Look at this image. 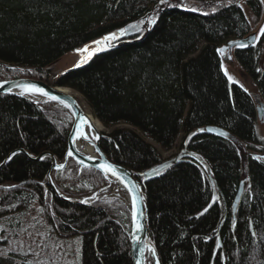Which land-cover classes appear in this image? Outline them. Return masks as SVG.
<instances>
[{
	"label": "trees",
	"instance_id": "trees-1",
	"mask_svg": "<svg viewBox=\"0 0 264 264\" xmlns=\"http://www.w3.org/2000/svg\"><path fill=\"white\" fill-rule=\"evenodd\" d=\"M246 4L259 18L261 1ZM121 29L127 34L120 36ZM250 30L236 0H168L166 5L160 0H0V62L20 76L74 89L108 129L100 148L137 174L159 264H264V161L253 157L264 153V138L254 130L252 96L228 81L218 54L221 45ZM111 33L118 38L106 48L52 74L62 55ZM260 44L237 48L234 56L264 103V69L258 71L256 62ZM70 123L56 102L0 93V162L17 148L33 156L47 150L62 159ZM208 125L228 135L208 134ZM180 133L187 140L179 148L204 160V170L181 159L144 177ZM50 163L49 157L33 160L17 153L0 168V221L10 226L26 215L33 207L29 198L44 215L51 199L57 227L79 236L80 264H132L123 204L117 199L69 204L47 194L38 182ZM86 173L104 180L94 169L79 171L71 159L60 174L78 186L88 182ZM241 180L245 185L233 212ZM25 254L0 253V264H32ZM146 263L154 264L149 250Z\"/></svg>",
	"mask_w": 264,
	"mask_h": 264
},
{
	"label": "bare ground",
	"instance_id": "bare-ground-1",
	"mask_svg": "<svg viewBox=\"0 0 264 264\" xmlns=\"http://www.w3.org/2000/svg\"><path fill=\"white\" fill-rule=\"evenodd\" d=\"M221 1H223V0H221ZM250 34H253V33H248L246 36H248ZM253 35H254V40H253V43H252L251 46H253L255 44V34H253ZM243 37H245V36H243ZM243 37L232 38L230 40H239V39H241ZM225 44H223V45H225ZM223 45H221V46H223ZM251 46H248V47H251ZM237 48H244V47H235L233 49V51H235ZM218 54H219V56H222L224 54H227V52L225 51L224 54H221V53L218 52ZM227 56H228V54H227ZM234 58H235V56H234ZM256 62H257V67H258L259 71L263 70L264 68L261 66L262 64H260V60L257 59ZM81 63H84V62H81ZM237 63L239 64L238 61H237ZM261 63H264V61L261 60ZM3 65L4 64H2L0 62V66H3ZM239 65L242 68V70L245 72L244 67L241 64H239ZM219 66L221 68V71L224 74L225 69L222 66L221 60L219 62ZM6 68H10V67L7 66ZM28 78H31V77H28ZM33 79H36V78H33ZM2 80L3 79H0V81H2ZM38 80L43 81L41 79H38ZM45 83H47V82H45ZM231 83H233V82H231ZM53 85H57V84H53ZM21 86H17L14 89V91L20 93ZM242 88H244V87H242ZM59 89L62 92H64V93L71 94L72 96L76 97L77 99L80 97V94L77 91H75L74 89H72V88L71 89L59 88ZM244 89L247 90L246 88H244ZM2 94H5V93H2ZM250 95L252 96V100H253V102L255 104L256 120L263 121L264 120V103L262 102L261 97L258 95V93H257L256 96L253 95V94H250ZM49 101H51V100H49ZM80 101H81V103L83 102L81 97H80ZM53 102H55V101H53ZM84 105L85 104L83 103V107H84L83 110L87 113L86 123L87 124L90 123L92 125V127L89 128L88 126H86L85 129L83 130V132H84L83 136H79L76 133L74 135V137H73V146L79 153H81L83 155L85 154L86 156H91L96 151L95 137L98 134H102L104 136V134H106L107 132H104L102 130L105 126L97 118H95L93 116L91 111L87 108L88 106L86 107ZM260 110L262 112V117H258V114H259ZM256 120H255V122H256ZM71 123H72V118H71ZM71 123H70V126H71ZM70 126H69V129H70ZM122 126H127V127L131 128L128 124H123ZM208 126H210L212 128H217V129H219V130H221L223 132H226L227 135H228V131L225 130L224 128H222V127L214 126V125H208ZM206 128H207V126L205 127V132L206 133L215 134V133L208 132L206 130ZM69 129H68V131H69ZM254 130L256 132V136L258 137V139H262L261 137L258 136L256 128ZM67 134H68V132H67ZM215 135L222 137L221 135H218V134H215ZM226 136H224V137H226ZM85 137H87V138H85ZM145 138H147V137H145ZM66 139H67V137H66ZM186 140L187 139H185V135L183 133H180L178 135V137L176 138L174 144H177L178 141H179V145H180L183 141L186 142ZM150 143L153 144L155 147H157L159 149V146H158V144L156 142H154L153 140H150ZM177 148H178V151H179L177 153L178 154L180 152L182 153L180 158L179 159H175L171 164H169L166 167H164V169H167L169 166H171L174 163H177L181 159H183V160H186L187 162L188 161L195 162L193 164H197L198 163L197 166L201 168L200 171L202 172L204 170V167H205V161L204 160L199 158L194 152L188 151L185 146L183 148H179V146H178ZM19 149L25 150V152H27L32 157H36V156L40 155L41 153L47 151V150L42 151L38 155H34L33 156L29 151H27L24 148L13 149L10 152H8L6 154V156L3 158V160L0 162V164H1L3 161H5L3 165H0V168L3 167L5 164H7L8 161L14 156V155L10 154L12 151H16L15 152L16 154L17 153L24 154L23 152L18 151ZM47 152L51 153L55 158H57L52 152H50V151H47ZM160 152H162V151H160ZM65 154H66V151L64 153L63 158L59 159L58 162H62L64 160ZM254 154H256V153H253V155ZM189 156H191V157L189 158ZM42 157H49L50 160H51V157L49 155H43ZM174 157H175L174 155H171V156L167 157L166 159H162L161 158V161L159 163L155 164L154 166H156V165H158L160 163H163V162H165L167 160H170L171 158L174 159ZM263 157H264V153H259L258 156L255 157V158L264 161ZM69 159H71V158H69ZM38 160H40V159H38ZM183 160H181V161H183ZM194 160H196L197 162L194 161ZM111 161H113V160H111ZM113 162H115V161H113ZM67 163H68V161H67ZM67 163H66V165H67ZM119 164H121V163H119ZM76 165H78V164H76ZM50 166H51V163H50ZM154 166H152V167H154ZM78 167L80 168L81 171H83V169L91 168V167H80L79 165H78ZM152 167H150V168H152ZM49 169H50V167H49ZM49 169H47L46 173L44 174V177L41 178V180L38 183L45 188V191H47V194H49V195L53 194L57 199H59L61 201H64L66 203H69V204H88V203H94V202H97V201H100V202L103 201L104 203H106V201L111 200L108 197H106L105 194H103L101 191H99V189L91 182V179H90V177L87 174H85V177L87 178L88 182L86 183L84 181H82V182L80 181V183L77 186V185H74V183L72 181L68 180L67 175L60 174L61 171H63L65 168L62 169V170H52V171H49ZM92 169H94V168H92ZM149 169H147V170H149ZM164 169H162L159 172H162ZM94 170H96V169H94ZM85 171L87 172V170H85ZM146 171L143 172V176L144 177H146V175L144 174ZM57 172H59V173H57ZM159 172H157V173H159ZM133 173L135 174V177L137 179V174L135 172H133ZM157 173H155V174H157ZM103 177L110 184L115 186V188L118 189L119 192L122 191V190L124 191V194L123 195L122 194L118 195L117 198H118V200H119V198H121L123 200V202H124V204L123 203L122 204H123L125 210H127V212L129 213L130 228H131V210H132V208H131V195L128 192V189L117 178H113L110 175H108L107 177H105V176H103ZM204 177L207 178V176H204ZM209 179H211V181H212V177L210 175H209ZM49 180L52 182V184L55 187V189L53 187H51L52 185H50ZM243 183H244V180H241V184L239 185L238 191H239V189H240V187L242 186ZM243 188L244 187L242 186L241 194L243 192ZM53 189L55 190V192L53 191ZM56 191L60 195H62L65 198H67V200H63L62 198L57 196V192ZM82 192H85V193H82ZM142 192H143V188H142ZM93 194H96V196H98L99 198L98 199H94ZM110 196H114V195L111 194ZM31 199L32 198H29L27 203H29L31 206H33L35 208L36 207L37 208H41L38 203H37L38 205L35 204V201L31 200ZM144 200H145V198H144ZM239 200H240V198H239ZM239 200H238V202H239ZM52 201L53 200H51V199H49V200L47 199V201H45V203H46V205H45L46 206V212L43 215L44 221L42 222V225H39V224L38 225H34V224H36V223H34V221H32L31 219L26 221L24 216L19 218L18 220L12 221V224H13L12 228L15 229V232H17V231H19V232L16 235H14V237H12V239H11L14 242V247H7L8 245H6V247H5L6 249L3 250L4 254H12L13 255L14 252H20L19 250L16 249L18 246H23L25 248V251H26L25 255L29 257V259L31 260V263H33V264H48V263H45L44 261H42V259L45 256H48V257L50 256L52 258L55 257L54 258L55 259L54 260V264H64V263L68 262V260L70 259L71 255H73V261H75V262L74 263H69L68 262L67 264H80V248L81 247L78 246L80 244V243H78L79 236L76 235V236H71L70 237L69 236L70 234L64 233L62 230H60L57 227L56 222H54L53 219H52L54 217V214H53L54 210L52 209V204H50V203H52ZM83 201H87V202L85 203ZM119 201L121 202V200H119ZM146 210H147V206H146ZM147 218H148V211H147ZM4 223H7V222H4ZM26 229H29V230L32 229V231H34V230H43V233L45 234L44 238L47 240V244L44 242V240H41V243L37 242V243H35L33 245L32 244L29 245V244H25V243L21 242V240L17 236H18V234H20L22 232H25ZM148 235H149V238L151 240L149 231H148ZM75 239L78 240V241H76ZM129 239H130V231H129ZM151 242H152V240H151ZM219 242H220V238L218 237L217 238V248H218V246L220 247V245H221V242H220V244H219ZM7 244H9V242H7ZM152 244H153V242H152ZM76 245H77V247H76ZM153 246H154V244H153ZM147 251H148V248L146 249V252ZM130 255H131V253H130ZM153 258H154V264H156L157 256L155 255V257H153ZM28 263L30 264L29 261H28ZM51 264H53V263H51ZM145 264H147L146 263V254H145Z\"/></svg>",
	"mask_w": 264,
	"mask_h": 264
},
{
	"label": "water",
	"instance_id": "water-1",
	"mask_svg": "<svg viewBox=\"0 0 264 264\" xmlns=\"http://www.w3.org/2000/svg\"><path fill=\"white\" fill-rule=\"evenodd\" d=\"M253 40H254V35L250 34V35L245 36L239 40H229L226 42L225 45L221 46L219 49H221V48L226 49L228 56H231L230 54H232L233 49L235 47H239V45H247V47L251 46L253 43ZM81 62H83V61H81ZM0 83L3 84V87H0V93L12 94V95H17V96H21L20 93L14 91V89L17 86H21V85L29 84V83L35 84L38 87L43 88L49 95L48 96H41L39 94H34V95H25V96H21V97H24L28 100H31V101L37 103V102L49 101V100H51L50 99L51 96H57L59 98L58 100H51V101H55L57 103L64 105L67 108V110L69 111V114L72 118V123H71L70 129H69L68 134H67V139H66V154H65V158L62 162H58V159L55 158L51 153H49L47 151L41 153L40 155H38L36 157H32L27 152H25V150H23V149H19L18 151L23 152L25 154V156H27L33 160L34 159L38 160L43 155H49L51 157V166H50L49 171L64 169L68 159L71 158L80 167H91V168H94L97 171H99L105 177L110 175L113 178H117L116 176H113L111 173H108L106 175L104 173V171L101 169V165H104L106 163L111 164L116 168L117 175H121L123 177L122 183L125 186L126 185L130 186L133 184H135L137 186L139 191L137 193V200H136L135 209H133L132 198H131L132 210H131V228H130V253H131L132 264H136L137 260H140V261H142V264H145V254H146V249L148 247H145V254L143 256H141L139 254L138 250H139V248L144 247L146 245L150 246L152 248H154V246H153V244L149 238V235H148V218H147L146 204H145V200H144L143 192H142V185H141L140 181H138L136 179L135 174L133 173V171L130 168H128L122 164H119L117 162H113L106 157V155L100 149V139L103 137L102 134H98L96 136V137H99L98 139L95 137L96 151L93 155H91V156H86L85 154L83 155V154L79 153L74 148L73 137L77 133L78 126H79V128H81L83 130L87 126V123H86L87 113L83 110V107L81 106V104L77 101V99L74 96H72L71 94H68V93H64L59 89V88L71 89V88H69L67 86H62L59 84L53 85V84L45 83V82L40 81L38 79H33V78H28V77H18V78H12V79H5V80L0 81ZM35 98H39V101H37ZM258 117H262L261 110L258 114ZM206 130L208 132L215 133V134H218L221 136L227 135L226 132H223L217 128H212L210 126H207ZM69 151L72 152V156H68ZM15 152L16 151H12L10 154L13 155V153H15ZM181 154L182 153L180 152L179 154H177L174 157V159L171 158L170 160H167L163 163H160V164L150 168L144 174L146 176L154 175L155 173L164 169V167H166L167 165L171 164L175 159H179ZM253 156L257 157L258 154H254ZM4 162L5 161H3L0 165H3ZM61 165H63V167H60ZM49 182H50V185H52L51 187H53L55 189L52 182L50 180H49ZM54 189H53V191L55 192ZM241 190H242V186L240 187V189L237 193V196L235 198L233 212H235V210H236L238 200L241 196ZM57 196H59L63 200H67V198L60 195L58 192H57ZM133 211H136L139 214L137 220H138V223H140L142 225V229H143L138 234L135 232L134 225L132 222V212ZM137 235L139 236V242H136V236ZM219 244H220V242H219Z\"/></svg>",
	"mask_w": 264,
	"mask_h": 264
},
{
	"label": "rangeland",
	"instance_id": "rangeland-1",
	"mask_svg": "<svg viewBox=\"0 0 264 264\" xmlns=\"http://www.w3.org/2000/svg\"><path fill=\"white\" fill-rule=\"evenodd\" d=\"M223 1L228 2V0H223ZM236 1L240 5V7L243 9L247 19L250 22V25H251L250 33L255 34V44L254 45H258L259 43H261L260 44L261 50H260V54H259V60H260V64H262L261 66L264 68V63H261V60L264 61V35H259L261 32V28L264 27V0H261L262 11H261V15L259 18H256L252 15L251 10L249 9V7L246 4V0H236ZM145 23H147V20L145 21ZM139 25L141 26L142 23H140ZM109 35H107V36H109ZM107 36H105V37H107ZM105 37H102V38L93 40L91 42H88L85 45L78 47V48H76L72 51H69V52L65 53L64 55H62L57 61H55L52 64V74H59L60 72H62L64 70H67L69 68L76 66L77 64H80L81 61L85 62L89 57V52H85V51L77 52L78 49L83 50L85 48H88L89 51L95 52V51L102 50V49L106 48L104 46V44L97 45L94 43L95 41H103V39ZM108 43L109 42H107V44ZM230 55H231V59H227V57H228L227 54L220 56V60H221V63L223 64V68L225 70H227L228 74L234 78V81L238 82L237 84H239L240 86L242 85L244 88L247 89V91L250 94H253L256 96L257 95V88L254 85V83L251 81L250 77L242 70L240 65L237 63L236 59L234 58V51ZM18 77H21V76L18 75L17 72L12 70L11 68H6V66H0V79L5 80V79L18 78ZM22 77H25V76H22ZM80 97L82 98L81 95H80ZM80 97L78 99L76 97L75 98L81 104L82 107H83V103L85 104L84 106L87 107L83 98H82L83 102L81 103ZM35 99L37 101H39V98H35ZM46 102H48V101H46ZM38 103L43 104L44 102H38ZM57 104L59 106H61L62 108H64L67 112V115L70 116L68 110L66 109V107L64 105H62L60 103H57ZM83 109H84V107H83ZM59 118L62 119V115L59 116ZM70 118H71V116H70ZM255 128H256L258 136L261 138H264V120L263 121L256 120ZM102 130L104 132H108V129H106L105 127ZM145 139L147 142H150V140L148 138H145ZM178 146H179V141L177 144H174V147L171 148V150H169L168 152L162 151L161 152V158L166 159L167 157H169L171 155L176 156L178 154L177 152H179L178 148H177ZM244 152L245 151H244L243 147L240 146V153H241L242 157H243ZM256 154H259V153H256ZM79 171H80V168H79ZM88 173H86V174L89 177H91L90 179H91V181H93L92 183L99 189V191H101L103 194H105L106 197H108L109 199H111V200L117 199L118 200L117 196L120 194H122V195L124 194L123 190L120 191L121 192L120 193L119 190L116 189L115 186L110 184L105 178H104V180H99V179H96L94 175H92L93 173H91V174H88ZM68 180L70 181V178ZM244 185H245V182L242 184V186L244 187ZM111 194L114 196H110ZM93 197H94V199L99 198L98 196H96V194H93ZM119 200H121V204L122 203L124 204V202L121 198H119ZM24 218L26 219V221L30 220V219L32 221H34V223H36L34 225H38V224L42 225V222L44 221L43 213L37 207L36 208L32 207L30 209V211L26 215H24ZM4 222H6V220H3L2 223L0 222V229H2V231H0V253H2V254H4L3 250L6 249L5 248L6 245H8L7 247H14V242L11 239H12V237H14V235H16L19 232V231L15 232V229L12 228L13 225L8 226ZM34 231H32V229H30V230L26 229L25 232L18 234L17 237L21 240V242H23L25 244H29V245H31V244L33 245L37 242L41 243V240H44V242L47 244V240L44 238L45 234L43 233V230H34ZM76 241H78V240H76ZM7 242H9V244H7ZM78 243H80V242L78 241ZM78 246L80 247V244ZM76 247H77V245H76ZM16 249L19 250L20 252H26L25 248L23 246H18ZM54 258L55 257L52 258L50 256L49 257L45 256L42 259V261H44L45 263H48V264H51V263L54 264V260H55ZM68 262L69 263L75 262V261H73V255H71ZM68 262H66L64 264H67ZM252 264H253V262H252Z\"/></svg>",
	"mask_w": 264,
	"mask_h": 264
},
{
	"label": "snow or ice",
	"instance_id": "snow-or-ice-1",
	"mask_svg": "<svg viewBox=\"0 0 264 264\" xmlns=\"http://www.w3.org/2000/svg\"><path fill=\"white\" fill-rule=\"evenodd\" d=\"M167 2H168V0H160V4L161 5H166ZM228 2L231 3L232 0H228ZM193 10H195V9H193ZM149 23H155V19L150 18ZM131 27L132 28H136L137 26L136 25H132ZM127 31H128V29H121L119 35L120 36L126 35ZM259 35H264V27L261 28V32H260ZM117 38H118V36H117L116 33H111L109 36L105 37L103 39V41H95L94 43L97 44V45L104 44V46L107 47V42L113 41V40H115ZM239 47H247V45H239ZM81 51L89 52V57L88 58H91V55L95 54V52L89 51L88 48H85L83 50H80V49L77 50V52H81ZM225 51H226V49H224V48L218 49V52L221 53V54H224ZM227 59H231V56H228ZM77 66H79V64H77ZM222 66H223V64H222ZM258 71H259V69H258ZM224 74H225V76L228 78V80L230 82L238 83V82L234 81V78L231 75L228 74L227 70H225ZM0 87H3L2 83H0ZM241 87H243V86L241 85ZM34 94H39L41 96H48L49 95L43 88H40V87H38L35 84H30L29 83V84H24V85L21 86V88H20V95L21 96L34 95ZM50 99L51 100H58L59 98L57 96H51ZM87 126L89 128L92 127V125L90 123H88ZM77 135H79V136H83L84 135L83 129L79 128V126H78V129H77ZM85 138H87V137H85ZM96 138L98 139L99 137H96ZM13 155H16V153H13ZM68 156H72V152L71 151L68 152ZM40 159H44V157H40ZM60 167H63V165H61ZM101 169L104 171V173L106 175L108 173H111L113 176H116L117 179H119V180H121V182H123V177L121 175H117V170H116V168L113 165L106 163L104 165H101ZM126 187L128 189V192L131 194L132 206H133V209H135L136 200H137V193H138L139 189L137 188V186L135 184L130 185V186L126 185ZM83 202L86 203L87 201H83ZM41 211H42V209H41ZM205 211H207V209H205ZM138 215L139 214L136 211L132 212V222H133V225H134L135 232L137 234L140 233L143 230L142 229V225L140 223H138V220H137ZM0 231H2V229H0ZM136 242H139V236L138 235L136 236ZM145 247H148V250L152 253V256L155 257V255H156L155 249L150 247V246H147V245L144 246V247L139 248V250H138L139 254L141 256H143L145 254ZM136 264H142V261L137 260ZM156 264H159L158 258L156 260Z\"/></svg>",
	"mask_w": 264,
	"mask_h": 264
}]
</instances>
